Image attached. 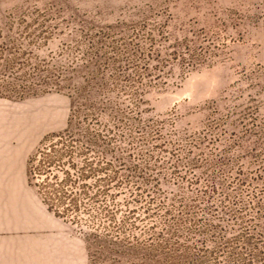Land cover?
Segmentation results:
<instances>
[{"label":"rangeland","instance_id":"obj_1","mask_svg":"<svg viewBox=\"0 0 264 264\" xmlns=\"http://www.w3.org/2000/svg\"><path fill=\"white\" fill-rule=\"evenodd\" d=\"M9 21L5 33L21 37L27 68L57 70L67 85L24 99L0 97V115L14 114L13 134L0 136V225H27L28 236L38 234L41 264L53 254L57 263H87L78 227L49 213L29 185L27 160L46 134L66 127L72 86L86 76L81 55L102 35L143 43L152 51L149 65L161 70L144 107L170 145L167 167L154 168L147 188L156 203L174 207L169 219L182 211L206 225H264V0H0V23ZM223 197L250 204L244 222L208 210ZM165 217L159 212L152 225Z\"/></svg>","mask_w":264,"mask_h":264},{"label":"trees","instance_id":"obj_2","mask_svg":"<svg viewBox=\"0 0 264 264\" xmlns=\"http://www.w3.org/2000/svg\"><path fill=\"white\" fill-rule=\"evenodd\" d=\"M11 25L0 23V97L67 88L59 71L27 68L21 37L5 33ZM108 39L99 36L81 55L86 76L72 86L66 127L46 134L28 157V183L42 204L78 227L86 264H264V225H206L184 219L182 211L169 219L174 207L156 203L147 184L154 168L167 167L162 159L170 143L146 115L144 97L159 86L161 70L149 65L152 51L143 43ZM170 169L178 173L177 165ZM213 185L208 192H215ZM241 206L223 197L208 210L221 208L242 223L251 207ZM159 212L166 217L152 225ZM180 220L190 225H175Z\"/></svg>","mask_w":264,"mask_h":264},{"label":"crops","instance_id":"obj_3","mask_svg":"<svg viewBox=\"0 0 264 264\" xmlns=\"http://www.w3.org/2000/svg\"><path fill=\"white\" fill-rule=\"evenodd\" d=\"M12 196L14 197V194ZM13 221L15 220L13 219ZM14 224L13 222V225H0V264H41L39 235L28 236L27 225ZM35 226L40 228V225ZM55 247V245L52 246L53 251H55ZM27 251L31 255L28 261ZM49 264L63 263H57L55 255L53 254Z\"/></svg>","mask_w":264,"mask_h":264},{"label":"bare ground","instance_id":"obj_4","mask_svg":"<svg viewBox=\"0 0 264 264\" xmlns=\"http://www.w3.org/2000/svg\"><path fill=\"white\" fill-rule=\"evenodd\" d=\"M11 113H13V111L8 110L4 117L0 115V136H11L14 132V122L12 121L14 114H12V116Z\"/></svg>","mask_w":264,"mask_h":264}]
</instances>
